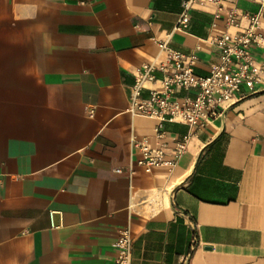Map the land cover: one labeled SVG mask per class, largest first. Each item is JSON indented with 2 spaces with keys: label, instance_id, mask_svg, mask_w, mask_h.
<instances>
[{
  "label": "crops",
  "instance_id": "obj_1",
  "mask_svg": "<svg viewBox=\"0 0 264 264\" xmlns=\"http://www.w3.org/2000/svg\"><path fill=\"white\" fill-rule=\"evenodd\" d=\"M185 1L0 0V264H112L124 229L131 264H264V72L203 130L164 124L190 134L171 172L135 167L134 143L158 145L128 112L136 69L167 41L206 76L204 40L238 31L212 5L175 31Z\"/></svg>",
  "mask_w": 264,
  "mask_h": 264
},
{
  "label": "built area",
  "instance_id": "obj_2",
  "mask_svg": "<svg viewBox=\"0 0 264 264\" xmlns=\"http://www.w3.org/2000/svg\"><path fill=\"white\" fill-rule=\"evenodd\" d=\"M238 1L258 5L257 12L240 14L235 7ZM228 3L233 7L226 9ZM208 5L215 7V22L223 21L226 28L238 31L204 40L218 53V61L209 66L206 76L196 74L198 59L195 54L185 55L173 50L167 41L158 43L162 61L143 64L134 73L128 112L133 117L157 121L154 129L157 147L145 141L134 143L138 153L135 167L145 173L159 168L171 172L186 151L190 134L181 140L168 136L163 130L164 124L184 125L192 132L203 130L208 122L221 116L225 104L237 100L243 85L256 84L264 72V59L257 63L253 56V49L261 47L264 41L261 27L264 0H187L182 5L175 31H186L192 10ZM242 19L248 22L244 31H240ZM199 49L196 46V50ZM89 114L92 116L93 111ZM116 172L121 173L120 170ZM113 248L116 256L112 264H131L132 238L128 229L120 232Z\"/></svg>",
  "mask_w": 264,
  "mask_h": 264
}]
</instances>
